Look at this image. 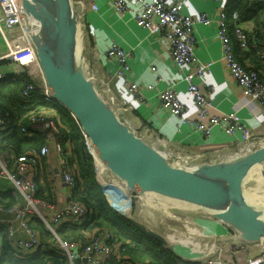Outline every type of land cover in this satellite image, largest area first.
<instances>
[{"label":"built area","instance_id":"1","mask_svg":"<svg viewBox=\"0 0 264 264\" xmlns=\"http://www.w3.org/2000/svg\"><path fill=\"white\" fill-rule=\"evenodd\" d=\"M214 1L220 5L216 22L218 38L223 49L222 60L227 71L242 88L244 95L255 100L264 110V83L260 78V72L253 66L240 62L234 50L229 28L230 22L235 23L233 33L242 50L248 47L249 33L242 27L237 10L229 13L226 9V0ZM260 2L264 4V0ZM73 6L78 14V25L82 22L80 26L84 29L83 33H86L85 11L79 10V5L73 3ZM110 6L120 17L131 13L133 16L131 18L139 29L145 30L149 36L159 37L167 48L173 64L183 74L184 81L188 84L189 96L197 111V119L189 117L187 104L180 100L174 88L170 87L159 93L161 108L180 121L179 130L182 125H189L205 137H210L212 130L219 128L228 135L234 136L239 133L243 137V140L233 149L225 148L215 153L189 156L186 161L181 160V153L173 148H167L164 142L165 156L172 165L190 169L192 167L189 163L192 160H198L203 155L207 157V162L219 163L223 162L225 156L230 153L235 152L242 156L262 145L264 137L256 135L246 127L237 113L231 112L220 116L212 114L213 104L210 97L195 82L196 78L204 81L210 74L213 64V62H201L196 56V26H210L215 23L214 19L206 13L197 16L187 13L188 0H111ZM80 7L86 10L82 5ZM90 8L95 12L99 10L96 2L91 3ZM24 14L22 0H0V83L17 82L26 72L35 78L32 73L39 71L41 76L37 79L38 84L26 81L22 90L21 95L26 102L34 93L36 99L28 107L30 110L28 117L20 120L19 131L27 138L41 135L44 144L39 150H31L24 155H18L12 151H0V180L11 184V190L0 186V192H10L13 200L9 205L0 204L2 216L0 231L4 232L9 245L14 244L13 252L19 260L27 259L40 250L43 239L35 226V223L39 221L52 236L51 241L54 247L58 249L60 255L67 259V264H76L77 259L82 262L86 260V264H107L108 258L119 253L121 247L119 243H116L112 231L100 229L91 232L87 243L62 240L58 234V229L61 227L82 226L88 219L89 211L84 203L71 195L72 189L76 188V160L71 147L65 144V137L58 122L61 104L49 91L35 47L30 40L33 28L28 26ZM106 55L109 60L117 63L118 69L115 77L123 81L135 99L142 101L144 91L154 89L153 85H148L144 90L137 82L128 80L132 70L128 51L113 43ZM262 57L264 58V53ZM100 84L102 93L98 89L97 91L113 110L127 113L130 106L119 98L111 88L109 81L104 78ZM7 129V123L0 114V135L4 134ZM84 136L88 153L94 159L97 179L104 185L112 208L123 214L124 211L117 206L123 200L111 195L114 193L109 192L111 190L105 186L111 185L110 176H105V181H102L95 148L85 132ZM51 154L56 157V166L50 167L48 174L52 182L54 175L61 178L65 193L62 205L38 196L37 181L41 179V167ZM137 197V195L130 197V201ZM130 211L131 209L128 212ZM19 231H22L26 237L18 239ZM251 263L264 264V261L254 259ZM177 264L189 263L178 260ZM210 264L221 263L213 261Z\"/></svg>","mask_w":264,"mask_h":264},{"label":"crops","instance_id":"2","mask_svg":"<svg viewBox=\"0 0 264 264\" xmlns=\"http://www.w3.org/2000/svg\"><path fill=\"white\" fill-rule=\"evenodd\" d=\"M71 1L75 5H79V10L85 11L86 34L80 35L82 22L76 31L81 43L82 64L87 76L101 93L100 81L104 78L109 81L111 88L119 98L130 106L126 113L127 124L135 126L134 129L141 138L153 145L165 142L167 148H173L181 153L182 159L204 153H215L219 150L223 151L225 148L233 149L243 140L239 133L231 136L219 128H214L210 137H205L189 125H182L179 130L180 121L161 108L159 93L172 87L178 92L180 100L187 104L190 118L197 119V111L189 96L188 84L184 81L183 74L173 64L168 50L160 38L149 36L145 30L139 29L131 18L133 17L131 13L123 17L116 15L110 6L111 0ZM231 1L226 0V9L229 13L237 10L235 5H231ZM250 1L253 3L256 0ZM93 2L98 5V12L91 10L90 4ZM80 5L86 10H83ZM262 5H257L260 8L263 7L258 10L259 14H257L261 18L259 27L255 26L253 20L240 21V23L249 34L258 29L264 38V4ZM219 10L220 5L214 0H188L187 13H191L193 16L206 13L215 21L210 26H196V56L201 62H213V64L206 79L202 81V79L196 78L195 82L210 97L213 104L212 114L220 116L231 112L237 113L246 127L256 135L264 137V110L255 100L244 95L242 88L230 77L222 60L223 49L218 38L216 22ZM230 26L235 27V23L231 21ZM233 35L235 36L234 33ZM113 43L118 44L130 54L129 63L132 70L128 80L137 82L144 90L148 85L154 86L153 90L144 91L145 95L142 101L135 99L123 81L115 77L118 65L115 61L109 60L106 55L108 48ZM263 53L264 49L261 52V57ZM243 63L253 66L252 61L248 58L244 59ZM32 74L36 79L41 76L38 70ZM240 157L239 153L233 152L226 155L224 161H233ZM55 158L51 154L44 162L39 181L43 187L44 179L50 182L54 203L62 205L65 193L61 178L54 175L52 182V178L48 174V169L56 166ZM204 162H207V157L203 155L198 160H192L189 165L194 167ZM259 181L256 176L250 178L247 184L249 193H255L258 189H262L259 187L260 185H257ZM0 186L11 190V184L7 181L0 180ZM114 194L111 195L115 196ZM130 197L127 190L126 197L119 198L123 201L117 206L124 213L131 209L135 220L159 234L164 239L162 245L165 249L173 252L182 262L210 264L213 261H219L221 264H252L251 260L254 259L264 261V244L243 246L231 228L212 218L198 207L152 195L134 198L131 206ZM87 236H90V232ZM25 237L22 231L17 233L18 239ZM5 244L13 254L14 244L9 245L4 232L0 231V255L5 249ZM79 264H86V262Z\"/></svg>","mask_w":264,"mask_h":264},{"label":"water","instance_id":"3","mask_svg":"<svg viewBox=\"0 0 264 264\" xmlns=\"http://www.w3.org/2000/svg\"><path fill=\"white\" fill-rule=\"evenodd\" d=\"M22 7L51 95L82 126L97 158L111 172V183L124 182L131 197L160 196L198 207L231 228L243 246L264 244V189L249 193L247 188L253 176L264 187V142L237 160L204 162L190 169L172 165L164 145L137 135L126 122V112L113 110L87 76L73 2L22 0ZM130 219L145 235L164 243L159 234Z\"/></svg>","mask_w":264,"mask_h":264},{"label":"trees","instance_id":"4","mask_svg":"<svg viewBox=\"0 0 264 264\" xmlns=\"http://www.w3.org/2000/svg\"><path fill=\"white\" fill-rule=\"evenodd\" d=\"M250 3V0L231 1V5L236 6L240 21L253 20L255 26L259 27L261 18L257 14H259L258 10L263 8L260 6L263 5L260 0ZM229 28L234 50L239 56L240 62L243 63L246 58L250 59L253 67L260 72V78L264 83V58L261 57V52L264 49L263 35L258 29H255L253 33L249 34L247 49L242 50L238 39L233 35L234 27L229 26ZM26 81L38 84L37 79L30 76L28 72L17 82L0 83V114L8 126L4 134L0 135V151L2 152L12 151L18 155H24L31 150H39L44 144L41 135L27 138L19 131L20 120L28 117L30 112L28 107L36 99L34 93L29 101L23 100L21 93ZM58 120L65 137V144L71 147L76 160V188L72 189L71 195L84 203L89 211L88 219L82 226L72 225L70 228H59L60 238L66 241L87 243L89 232L108 229L114 233L116 243H119L121 247L119 253L108 258L107 264H177V261L180 260L179 257L165 249L162 243L145 235L132 223L130 217L135 219L133 212L130 217H127L112 208L107 191L97 179L94 159L88 153L83 128L62 105L59 107ZM37 186L39 188L38 196L49 202H54L51 184L47 179H44V187L40 181H37ZM127 190L125 183L120 181L115 185V197L122 198ZM12 201L10 192H0V204L9 205ZM35 226L43 239L40 250L27 259L19 260L14 253H10V248L5 244V249L0 255V264L68 263L67 259L60 255L58 249L54 247L51 241L52 236L45 226L39 221L35 223Z\"/></svg>","mask_w":264,"mask_h":264},{"label":"bare ground","instance_id":"5","mask_svg":"<svg viewBox=\"0 0 264 264\" xmlns=\"http://www.w3.org/2000/svg\"><path fill=\"white\" fill-rule=\"evenodd\" d=\"M187 159V158H186ZM186 159H181L182 161H186ZM99 165H98V170L100 175H102V181H105V176H109L111 174V172H109L106 168V166L103 164V162L99 159L98 161ZM112 175V174H111ZM120 182V181H119ZM118 181L114 180V183H110L111 185H107L108 188L111 190L110 192L114 193L115 192V185L117 183H119ZM128 189V188H127ZM129 191V190H128ZM130 194V192H129Z\"/></svg>","mask_w":264,"mask_h":264},{"label":"rangeland","instance_id":"6","mask_svg":"<svg viewBox=\"0 0 264 264\" xmlns=\"http://www.w3.org/2000/svg\"><path fill=\"white\" fill-rule=\"evenodd\" d=\"M83 31H84V29L83 28H81V31H80V34H86V33H83ZM82 36V35H81ZM136 134L137 135H140L138 132H136ZM109 180H110V177H109ZM110 182V181H109ZM111 183V182H110ZM257 185L259 186V187H262V190L264 189V187L261 185V181H259V183H257ZM104 186V185H103ZM129 192V191H128ZM123 197L122 198H125L126 197V194H124V195H122ZM132 202L133 201H131V206L133 205L132 204Z\"/></svg>","mask_w":264,"mask_h":264}]
</instances>
